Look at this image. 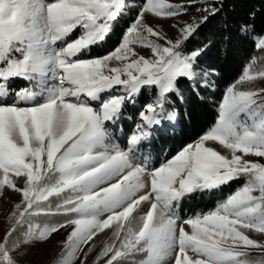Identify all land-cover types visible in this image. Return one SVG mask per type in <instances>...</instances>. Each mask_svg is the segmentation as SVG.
<instances>
[{
  "label": "snow or ice",
  "instance_id": "obj_1",
  "mask_svg": "<svg viewBox=\"0 0 264 264\" xmlns=\"http://www.w3.org/2000/svg\"><path fill=\"white\" fill-rule=\"evenodd\" d=\"M203 2L208 14L169 39L145 24V13L175 18L193 5L145 0L117 46L96 56L91 49L111 38L135 0H0V192L7 186L22 194L0 239V264H19L24 249L65 227L71 231L54 264H86L90 242L110 228L113 242L97 258L104 264H124L137 253H147L139 264H264L249 259L250 248L264 257V241L248 234H264V163L253 159H264V89L237 87L264 78V68L226 88L205 133L170 158L151 159L155 133L178 115L172 96L183 103L179 81L199 95L195 85L207 87L217 74L200 66L207 46L185 47L220 11ZM239 33L264 52V36L252 24ZM16 79L27 85L14 88ZM129 105L142 123L121 147L114 141ZM13 177L23 178V187ZM241 177L245 182L214 208L181 215L187 197ZM50 197L62 198L54 210L43 203ZM48 216L64 220L37 223Z\"/></svg>",
  "mask_w": 264,
  "mask_h": 264
},
{
  "label": "trees",
  "instance_id": "obj_2",
  "mask_svg": "<svg viewBox=\"0 0 264 264\" xmlns=\"http://www.w3.org/2000/svg\"><path fill=\"white\" fill-rule=\"evenodd\" d=\"M144 2L145 0H135L137 7L130 11L110 39L100 47L91 49L90 55H103L117 46L122 34L138 14L139 6ZM212 5L220 11L200 27L185 47L196 49L207 46V50L200 58V66L205 69H215L217 74L208 78L207 87L201 88L199 83L195 85L199 90V95L192 90V84L189 81L185 79L179 81L183 103L177 96H172L178 112L174 121L175 125L165 126L163 131L156 132L154 143L151 145L153 156L159 157L160 160L175 155L182 145L194 141L215 124L226 88L237 81L247 69L257 71L264 68V52L257 50L252 40L242 38L239 33L241 25L249 23L254 26L258 37L264 36V0H214ZM226 37H231V40H227ZM252 57H256L255 62H252ZM17 85H20V88L25 87L27 81L21 80ZM141 102H144L143 97L140 98L138 104ZM165 107L171 111L173 105H165ZM124 113L135 118L138 111H135V107L128 108L127 106ZM244 182L245 178L241 177L240 180L222 186L219 190L203 194L194 193L183 201L181 214L184 215L185 209H192V214L214 208L218 201L225 199ZM61 199L50 197L43 203L55 209ZM38 220L41 224H45L52 221H63L64 217L48 216L40 217ZM259 252L252 251L249 259L264 258L258 255ZM124 264H136V260L128 257Z\"/></svg>",
  "mask_w": 264,
  "mask_h": 264
},
{
  "label": "rangeland",
  "instance_id": "obj_3",
  "mask_svg": "<svg viewBox=\"0 0 264 264\" xmlns=\"http://www.w3.org/2000/svg\"><path fill=\"white\" fill-rule=\"evenodd\" d=\"M213 1L214 0H208V6L213 7L212 5ZM169 2L176 3V4H185V5L191 4L193 6L189 7L185 12H183L181 15L175 18L157 17L153 13H145V16H144L145 24L153 27L154 30L159 31L160 33H162L165 37L169 39L177 38L178 28L182 27L185 23L192 22V19L194 17L197 19V21H199L201 18H203L205 15L208 14L204 10L205 4L203 0H201L200 3H197L196 0H169ZM78 35H79V30L73 32L67 39L74 40ZM153 38L155 39V37ZM160 42L163 43V41H160ZM135 47L140 54H143L146 57L150 55V49L145 48V47H140L139 45H136ZM106 53H103V55ZM96 56H100V55H96ZM245 72H248L249 75H255L256 70L252 71L251 69H247ZM21 80H24V79L14 80L13 87L19 89L20 85H17V84L18 83L20 84ZM237 87L240 90L264 89V78L255 76V79H253L252 81L245 82L242 85H237ZM153 91L155 90L153 89ZM114 93H115V89L113 90L112 93H105L101 95L103 97V96L111 95ZM129 107H131V105L128 106V108ZM135 111H138V107H135ZM124 116H126L127 119L121 121V122L124 121V123L120 122L122 125V128L116 132V136L119 137V139L114 141L116 143H119L121 147H123L125 143L124 137L128 135L130 131L138 130V129H134V126L137 123H142L139 120L138 114L135 118L129 117L125 113H124ZM221 147L222 146H219L217 150H221ZM223 154H227L226 150ZM151 159L154 162L156 160V157L153 156V153H152ZM253 159H259V162L264 163V159H260V158H253ZM161 160H164V158ZM13 179L16 180V184L18 187H23V183H24L23 178L13 177ZM203 193H208V192H203ZM21 200H22V194L8 188L7 186L4 187L2 192H0V239L3 238L6 230L10 227L12 223L11 213L14 210V206L20 203ZM61 202H62V199H61ZM142 207L146 209L147 206L142 205ZM183 212H184L183 216L191 215L192 209H188V210L185 209ZM104 218H106V215L101 217V219H104ZM57 222H63V221H52L49 223H57ZM37 223H40L39 220H37ZM70 231H71L70 227L61 228L57 232L52 233L46 240L34 242L32 246H29L23 250L25 254L18 257L19 263L24 264L26 262L28 264H54V261H56L57 258L64 252V243ZM248 234L250 235L252 239H255L258 241H264V234L255 232L254 230L248 232ZM112 242L113 241H112V229L111 228L105 229L104 232L99 233L94 238V240L90 242L92 246V250L87 256L86 264H104V260L106 258H102L99 260L97 258L100 252L102 251V249L104 248V246ZM116 243L118 244L119 241H116ZM85 251H87V247H85ZM249 251L252 252V251H261V250L257 248H250ZM129 257L135 258L136 264H139L140 261L147 259V253H137ZM75 264H80V259H77L75 261ZM165 264H167V262H165Z\"/></svg>",
  "mask_w": 264,
  "mask_h": 264
}]
</instances>
